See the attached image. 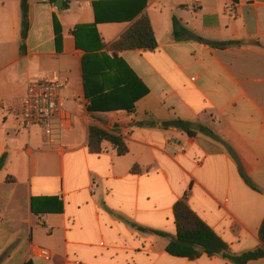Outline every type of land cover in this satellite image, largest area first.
<instances>
[{
	"label": "crops",
	"instance_id": "1",
	"mask_svg": "<svg viewBox=\"0 0 264 264\" xmlns=\"http://www.w3.org/2000/svg\"><path fill=\"white\" fill-rule=\"evenodd\" d=\"M136 1L145 4L137 15L95 24L94 4ZM28 4L21 48V0H0V264H234L223 255L167 253L181 201L232 255L261 248L264 0ZM142 16L157 49L115 53L111 47ZM95 25L97 34L78 31L86 50L78 48L73 32ZM40 79L66 83L74 128L63 134L60 152L45 146L42 129L22 131L16 122L28 84ZM86 83L98 108L107 95L121 110L93 118ZM93 126L121 137L127 154L107 142L91 152ZM40 247L51 252L50 262L35 254Z\"/></svg>",
	"mask_w": 264,
	"mask_h": 264
},
{
	"label": "trees",
	"instance_id": "2",
	"mask_svg": "<svg viewBox=\"0 0 264 264\" xmlns=\"http://www.w3.org/2000/svg\"><path fill=\"white\" fill-rule=\"evenodd\" d=\"M50 3L55 4L58 0H48ZM145 4L141 1L136 2H118L109 4H94L96 14V25L107 22H123L126 17L123 13H133L135 16L142 12ZM66 8V5H65ZM21 13H22V31L21 48H24V42L29 33V4L28 0H21ZM131 20V19H130ZM95 26L92 27H77L73 32L77 47L86 50L83 41L80 39L78 31H86L85 36L94 31L97 34ZM88 28H91L88 32ZM181 24L177 18H173V34L179 37ZM57 44L61 41V28L58 23H55ZM187 32V31H186ZM193 38H195L193 36ZM216 48H226L232 43H209ZM103 44H99L101 48ZM158 47L155 34L151 23L147 16L139 18L133 26L111 47L115 53L131 50H144L154 52ZM88 50V49H87ZM117 57V55L115 56ZM88 84L86 83V87ZM87 97L90 102L88 111L95 118V113H107L111 111L121 110V107H113L109 104L110 98L106 95L103 97L105 103L104 108H98L95 98L90 94L87 87ZM183 129L185 124L182 121L174 123ZM188 131V130H186ZM111 144L116 150L118 155L122 156L127 154L128 147L121 137L116 136L111 132H107L99 127L93 126L90 130V137L88 141V148L91 152L101 153L103 151L104 143ZM4 166V159L0 160V171ZM247 183L254 188L252 183L247 180ZM59 211H62L60 207ZM177 225V237L167 247V253L177 258H187L190 260L198 259L202 254L209 257L223 255L234 264H248L251 261L264 259V221L259 230V237L262 247L253 251L243 253L241 255H232L229 246L209 227L207 226L188 206L184 201L177 203L174 209ZM32 264V263H27Z\"/></svg>",
	"mask_w": 264,
	"mask_h": 264
},
{
	"label": "built area",
	"instance_id": "3",
	"mask_svg": "<svg viewBox=\"0 0 264 264\" xmlns=\"http://www.w3.org/2000/svg\"><path fill=\"white\" fill-rule=\"evenodd\" d=\"M65 87L66 83L61 79L33 80L27 86L20 107L15 110L18 128L26 132L42 129L45 146L56 152L64 150L62 136L74 128V114L64 97ZM35 254L46 262L52 259L46 248H37Z\"/></svg>",
	"mask_w": 264,
	"mask_h": 264
}]
</instances>
